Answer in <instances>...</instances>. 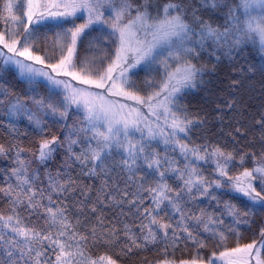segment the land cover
I'll use <instances>...</instances> for the list:
<instances>
[{
	"label": "snow or ice",
	"instance_id": "snow-or-ice-1",
	"mask_svg": "<svg viewBox=\"0 0 264 264\" xmlns=\"http://www.w3.org/2000/svg\"><path fill=\"white\" fill-rule=\"evenodd\" d=\"M0 264H264V0H0Z\"/></svg>",
	"mask_w": 264,
	"mask_h": 264
}]
</instances>
